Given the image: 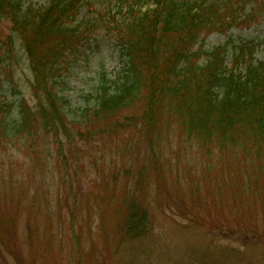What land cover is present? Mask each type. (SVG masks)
<instances>
[{"label":"rangeland","instance_id":"374dc122","mask_svg":"<svg viewBox=\"0 0 264 264\" xmlns=\"http://www.w3.org/2000/svg\"><path fill=\"white\" fill-rule=\"evenodd\" d=\"M46 1L34 0L37 5ZM121 1L89 0L81 9V26L89 19L97 26L66 50L56 86L75 114L86 106L87 95H95L103 70L113 81L127 73L129 57L112 31ZM226 1L240 7L239 0H209L220 5ZM252 1L238 13L249 15L244 22L200 35V43L192 48L203 51L200 63L208 59L205 52L224 47L226 62L244 72L241 61L235 66L236 47L249 41L256 45V58L264 60V9ZM0 45V103L13 105L10 120L15 121L21 99L33 104L36 97L28 57L8 18L0 22ZM142 108L137 102L123 115L139 116ZM77 120L67 158L78 160L79 166L67 173L57 154L45 160L25 139L0 138V264H78L80 257L83 264H264V173L258 174L263 178L256 187L257 174L247 170L248 165L253 171L263 168L256 155H240L239 147L226 154L215 150L208 158L195 142L164 125L156 136L160 168L148 172L145 190V185L137 186L139 167L130 158L132 151H138L140 160L149 154L145 137L130 129L99 142V136H88L87 127ZM138 139L134 150L125 148L133 149L125 144ZM230 154H237L239 161L231 162ZM129 160L133 166L126 173ZM113 166L117 185L108 194L99 191ZM65 175L76 185H63ZM122 189L144 195L153 226L147 238L118 245L114 227L124 205Z\"/></svg>","mask_w":264,"mask_h":264},{"label":"trees","instance_id":"16d2710c","mask_svg":"<svg viewBox=\"0 0 264 264\" xmlns=\"http://www.w3.org/2000/svg\"><path fill=\"white\" fill-rule=\"evenodd\" d=\"M85 1L47 0L44 5H37L34 0H0V21L11 19L13 30L22 39L34 72L32 89L37 99L33 104L21 99L18 120L12 123L9 111L0 106V138L25 139L34 144L33 152L45 160L57 154L69 168L67 173L79 166L78 160L67 158L75 134L74 119L87 127L88 136H99V142L137 129L140 137L146 139L144 145L149 154L140 160L138 151H132L130 158L139 167L137 186L145 185V190L150 185L148 172L160 168L156 136L162 132V123L168 127L175 123L179 134L195 142L208 158L215 150L226 154L242 147L236 153L254 154L264 165V60L256 58V46L248 42L239 47L235 59L245 64L244 72L230 67L224 47L205 52L208 59L204 63L198 61L203 51L192 50L200 43V35L217 27L224 30L235 22L241 11L234 4L226 1L220 5L208 0L129 1L127 15L115 21L120 43L129 57L127 73L113 81L103 71L95 96L87 95L86 106L75 114L54 85L60 57L72 44L86 39L88 29L97 26L90 22L82 27V19L78 21ZM255 2L264 9V0ZM102 18L106 23L105 14ZM137 102L143 107L139 116L123 115ZM139 139L133 145L125 144L133 149L125 148L134 150ZM228 157L231 162L239 161L237 154ZM127 166L126 173L133 166L130 160ZM251 167L248 165L247 170L257 174L253 179L257 187L264 177L258 176L264 173V166L257 171ZM64 177L63 185H76L73 179ZM117 181L113 166L103 177L105 183L99 191L106 190L108 194ZM220 190L223 195L225 190ZM121 193L124 205L114 227L120 237L118 245L147 238L153 226L148 202L141 198L144 195L137 189L131 193L122 189ZM78 264H83L82 257Z\"/></svg>","mask_w":264,"mask_h":264}]
</instances>
